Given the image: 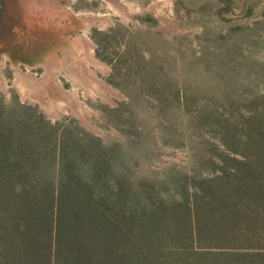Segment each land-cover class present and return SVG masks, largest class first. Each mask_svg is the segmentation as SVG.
Returning a JSON list of instances; mask_svg holds the SVG:
<instances>
[{"label":"rangeland","instance_id":"1","mask_svg":"<svg viewBox=\"0 0 264 264\" xmlns=\"http://www.w3.org/2000/svg\"><path fill=\"white\" fill-rule=\"evenodd\" d=\"M82 36L101 64L90 65L100 92L53 70L86 110L67 101L52 113L24 97L17 65L43 77ZM61 149L74 185L88 182L82 197L128 211L172 205L169 226L191 209L217 224L207 243L264 246V0H0L4 179L25 161L39 165L32 188L58 179ZM29 193L34 202L30 189L0 187V212Z\"/></svg>","mask_w":264,"mask_h":264},{"label":"trees","instance_id":"2","mask_svg":"<svg viewBox=\"0 0 264 264\" xmlns=\"http://www.w3.org/2000/svg\"><path fill=\"white\" fill-rule=\"evenodd\" d=\"M62 153L61 149L54 165L58 179L35 180L33 188L31 170L38 169V164L25 161L7 166L6 180L0 169L3 191L10 187L11 192L30 189L36 193L34 202L29 193L24 195L27 202L10 214L0 212L11 219L10 228H5L6 220L0 217V264H264V246L207 243L204 238L214 237L217 224L202 222L191 209L179 212L184 225L169 226L161 221L166 220L172 205H153L149 212L128 211L113 206L110 197L93 193L82 197L88 182L80 180L74 185ZM48 183L50 197L43 195ZM187 205L197 207L196 203ZM148 218V225H142Z\"/></svg>","mask_w":264,"mask_h":264},{"label":"bare ground","instance_id":"3","mask_svg":"<svg viewBox=\"0 0 264 264\" xmlns=\"http://www.w3.org/2000/svg\"><path fill=\"white\" fill-rule=\"evenodd\" d=\"M82 17V19L79 17V20L84 23L96 18V16L94 17L91 14H82ZM81 38L78 47L76 46L77 49L65 53V60L58 61L50 69V73L44 74L43 77L46 76L47 79L45 77L42 80L43 77H39L40 75H36L32 71L24 72L17 65V78L15 82L19 90L27 97L34 99V101H40L42 106L52 113L59 112L62 107L61 105L67 101L72 102V107H74L79 113L85 111V107H82L80 102L76 100V93L72 90L65 89L57 81L56 71L53 70V68H56L57 66L63 67L66 75L73 81L74 85L85 87L86 91L94 96L96 93L100 92L97 84L100 85L101 83L92 72L90 65L94 63L101 66V64L93 58V54L90 51L91 46L87 42V37L82 36ZM45 79L48 81L46 82Z\"/></svg>","mask_w":264,"mask_h":264},{"label":"water","instance_id":"4","mask_svg":"<svg viewBox=\"0 0 264 264\" xmlns=\"http://www.w3.org/2000/svg\"><path fill=\"white\" fill-rule=\"evenodd\" d=\"M84 89H85V87H84ZM22 93V92H21ZM22 95L24 96V97H27L24 93H22ZM28 99H30V100H33L34 101V99H32V98H30V97H27ZM35 102H37L40 106H42V103L40 102V101H38V100H35ZM43 107V106H42ZM43 108H45V107H43ZM46 109V108H45ZM47 110V109H46ZM48 111V110H47ZM49 112V111H48ZM53 113H56V112H53Z\"/></svg>","mask_w":264,"mask_h":264}]
</instances>
